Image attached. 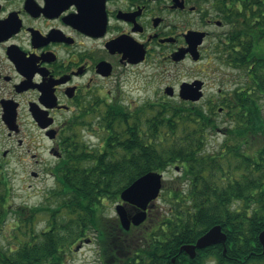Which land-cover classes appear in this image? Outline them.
<instances>
[{"label": "trees", "instance_id": "trees-1", "mask_svg": "<svg viewBox=\"0 0 264 264\" xmlns=\"http://www.w3.org/2000/svg\"><path fill=\"white\" fill-rule=\"evenodd\" d=\"M255 16L246 10L241 29L246 37L257 30ZM260 32L261 43L247 38L240 50L230 46L225 52L224 63L243 83L223 91L217 103L207 108L148 103L146 115L143 109L134 112L132 125L120 109L111 110L109 121L116 123L102 124L100 147L69 145L54 167L57 187L45 204L12 208V187L0 157V264H68L75 246L91 233L100 248L94 264H264L259 241L264 231L263 27ZM220 106L224 140L211 152L207 145L220 127L215 117ZM171 167L181 173L164 182L163 208L151 209L147 220L130 230L118 218L107 219L106 201L119 202L136 180ZM40 215L46 216L41 230ZM217 225L227 234L225 246L198 250L195 258L180 251Z\"/></svg>", "mask_w": 264, "mask_h": 264}, {"label": "flooded vegetation", "instance_id": "flooded-vegetation-1", "mask_svg": "<svg viewBox=\"0 0 264 264\" xmlns=\"http://www.w3.org/2000/svg\"><path fill=\"white\" fill-rule=\"evenodd\" d=\"M246 10L256 13L257 30L248 37L241 30ZM262 27L264 0H0V127L25 154L37 158L38 149L54 159L44 168L54 177L69 145H102V124L116 123L109 121L111 110L120 109L132 125L134 112L146 115L148 103H217L207 97L216 84L206 79L216 74L212 64L224 62L228 48L240 50L247 38L261 43ZM186 63L193 64L189 81L166 83L167 72ZM196 81L204 97L183 100V83ZM154 84L153 101L128 96ZM13 152L0 153L3 164ZM95 243L100 250L97 237Z\"/></svg>", "mask_w": 264, "mask_h": 264}, {"label": "rangeland", "instance_id": "rangeland-1", "mask_svg": "<svg viewBox=\"0 0 264 264\" xmlns=\"http://www.w3.org/2000/svg\"><path fill=\"white\" fill-rule=\"evenodd\" d=\"M205 63V62H204ZM193 67V64H182L180 67H177V72L168 71L166 74L165 81L166 83H178L180 81H189V75L186 71ZM218 69V70H217ZM212 77H206V79L211 82H216L213 90H208L207 97L219 98L220 95L217 94L218 86L223 85L222 80H227V84L223 87V91L229 92L236 88L238 83H243L242 76L236 70L228 67L224 62H216L212 64V69H210ZM170 73L176 74L175 76H170ZM204 76V75H202ZM219 78V79H218ZM153 87H157L156 84L150 87L147 93L142 94H131L128 95L132 97L135 101H138L139 98L142 100H155L157 98L156 94L153 91ZM201 106V104H200ZM225 114V113H224ZM223 113H216L217 123L219 128L215 134H212L209 138L208 149L211 152L219 150L223 140H224V127L226 126V120ZM21 138V137H20ZM92 142L97 143V139L91 138ZM35 148V147H34ZM33 148V149H34ZM7 149H13V153L10 158L4 164V173L9 179L12 187V199L11 206L12 208L17 207H33L40 206L46 203V199L49 196L51 190L57 187L56 180L53 176L45 173V165L52 163L54 164V159H51L46 156H41L40 151L36 150L37 158H32L31 153L25 154V148H20L16 141V138L9 137L8 130L4 127H0V153L6 151ZM27 167L28 170H24ZM39 172L38 176L32 172ZM181 173V172H180ZM179 171L175 167L165 173V181L172 182L176 177L180 175ZM168 186V185H167ZM164 191V190H163ZM163 192L161 197L152 205V210H157L163 208ZM119 202L112 203L111 201H106L104 215L108 218L118 217L117 206ZM37 228L43 229L46 226V216L40 215L37 220ZM11 225L8 226L7 232H10ZM96 235L93 233L85 239V241L80 242L75 246L74 255L68 261V264H94L98 261L99 249L95 243ZM90 244H85L87 241ZM94 240V241H93ZM79 249V250H78Z\"/></svg>", "mask_w": 264, "mask_h": 264}, {"label": "water", "instance_id": "water-1", "mask_svg": "<svg viewBox=\"0 0 264 264\" xmlns=\"http://www.w3.org/2000/svg\"><path fill=\"white\" fill-rule=\"evenodd\" d=\"M194 54L197 59L200 57L198 52L197 56L196 52ZM202 86L203 83L201 81L183 83L180 92L181 98L185 101L199 102L204 97ZM176 170L179 171V167ZM164 176L165 173H147L121 193L123 204H119L116 210L124 229L130 230L132 225L139 226L147 220L153 203L160 198L163 191ZM125 205L134 206L138 209L137 213L130 214ZM226 241L227 234L220 225H217L201 236L196 243L182 246L180 251L185 252L190 258H195L198 250L220 244L225 246ZM259 241L264 254V231L260 233Z\"/></svg>", "mask_w": 264, "mask_h": 264}]
</instances>
